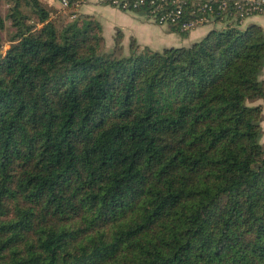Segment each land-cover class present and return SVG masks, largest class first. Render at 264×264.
<instances>
[{
  "label": "trees",
  "instance_id": "1",
  "mask_svg": "<svg viewBox=\"0 0 264 264\" xmlns=\"http://www.w3.org/2000/svg\"><path fill=\"white\" fill-rule=\"evenodd\" d=\"M76 1L0 0V264H264L262 27L106 49Z\"/></svg>",
  "mask_w": 264,
  "mask_h": 264
},
{
  "label": "built area",
  "instance_id": "2",
  "mask_svg": "<svg viewBox=\"0 0 264 264\" xmlns=\"http://www.w3.org/2000/svg\"><path fill=\"white\" fill-rule=\"evenodd\" d=\"M57 1L64 7L69 0ZM110 3L121 10L145 8L148 19L160 25L177 24L182 31L213 22L219 16L242 25L248 18L264 15V0H110Z\"/></svg>",
  "mask_w": 264,
  "mask_h": 264
},
{
  "label": "crops",
  "instance_id": "3",
  "mask_svg": "<svg viewBox=\"0 0 264 264\" xmlns=\"http://www.w3.org/2000/svg\"><path fill=\"white\" fill-rule=\"evenodd\" d=\"M51 3L59 7L58 1L55 4L51 0ZM76 6L79 14L92 15L98 19L110 41L118 29L122 33L124 43L134 38L138 44L148 45L156 50L167 46L189 45L201 38L209 29L206 25H200L189 30L186 36H180L177 32L170 31L166 25L157 24L141 13L121 10L108 4L106 0H79ZM252 22L260 25L264 31V16L248 18L244 24Z\"/></svg>",
  "mask_w": 264,
  "mask_h": 264
},
{
  "label": "rangeland",
  "instance_id": "4",
  "mask_svg": "<svg viewBox=\"0 0 264 264\" xmlns=\"http://www.w3.org/2000/svg\"><path fill=\"white\" fill-rule=\"evenodd\" d=\"M49 1H51V0H49ZM53 1L55 2V4L57 3V1H55V0H53ZM77 2H79V0H78ZM57 5H58L59 7H61L58 3H57ZM0 7H1V11L4 12V10H5V8H6L5 4H1ZM76 7H77V6H76ZM94 18H95V17H94ZM95 19H97V18H95ZM97 20H98V19H97ZM100 25H101V24H100ZM204 25L208 26V27H209L208 31H210V30L213 29V28H221V27H223V26L226 25V24L223 23L222 21H216V20H215V21H213V22H210V23H207V24H204ZM8 26H9V21L6 20L5 23H4V27H3L4 29L0 31V40H1L2 42H4L2 48H0V52H1V53H2V52L4 51V49L7 47V34H8V30H9V29H8ZM101 28H102V26H101ZM208 31H207V32H208ZM102 35L104 36V46L106 47V49H109V46L112 45V41H113V40L110 41V40L108 39V36L104 34L103 30H102ZM105 36H106V38H105ZM128 43H129V41L126 42V43H124V42L122 41V45H123L124 47H127ZM260 78L264 79V67H263V69H262V71H261V73H260ZM255 103L260 104L261 107H262V114H261V119H260V126H261V128H262V130H263V135H262V137H261V141L264 143V98H262V99H258Z\"/></svg>",
  "mask_w": 264,
  "mask_h": 264
}]
</instances>
